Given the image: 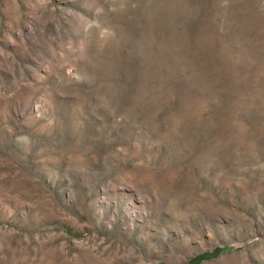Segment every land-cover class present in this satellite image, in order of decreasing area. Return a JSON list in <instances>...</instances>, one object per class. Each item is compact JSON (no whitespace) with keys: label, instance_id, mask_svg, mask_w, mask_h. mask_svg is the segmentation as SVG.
Listing matches in <instances>:
<instances>
[{"label":"rangeland","instance_id":"obj_1","mask_svg":"<svg viewBox=\"0 0 264 264\" xmlns=\"http://www.w3.org/2000/svg\"><path fill=\"white\" fill-rule=\"evenodd\" d=\"M0 264H264V0H0Z\"/></svg>","mask_w":264,"mask_h":264}]
</instances>
